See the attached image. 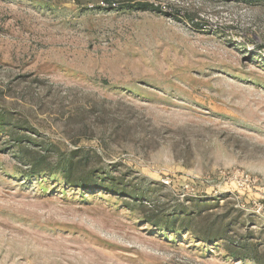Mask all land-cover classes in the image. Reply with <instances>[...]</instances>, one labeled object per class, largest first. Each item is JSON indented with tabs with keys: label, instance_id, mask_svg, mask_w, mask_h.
<instances>
[{
	"label": "rangeland",
	"instance_id": "374dc122",
	"mask_svg": "<svg viewBox=\"0 0 264 264\" xmlns=\"http://www.w3.org/2000/svg\"><path fill=\"white\" fill-rule=\"evenodd\" d=\"M0 119V264H264V0H0Z\"/></svg>",
	"mask_w": 264,
	"mask_h": 264
},
{
	"label": "trees",
	"instance_id": "16d2710c",
	"mask_svg": "<svg viewBox=\"0 0 264 264\" xmlns=\"http://www.w3.org/2000/svg\"><path fill=\"white\" fill-rule=\"evenodd\" d=\"M2 124V125H1ZM16 125H13L9 120L6 119H0V128L2 129V131H4L6 133V136L12 137L13 139L17 138V134L18 131L16 129H19V127H15ZM16 128V129H15ZM20 149V146L18 147ZM23 158V159H22ZM21 160H23L27 165L30 166L31 170H39V166H40V161L38 158L35 157H31V155L27 152H24L23 155H21ZM83 159H74L73 157H68L65 159L64 162V167L62 170V174L65 177H68L70 175H74V176H78L79 179H77V182L74 183L76 186L78 187H82V188H92L94 186H98V187H104L103 182L101 181H91L90 177L92 176L91 174H88L85 172V174L81 175L78 174V169H79V164H81L82 166L85 165V163L83 162ZM77 170V171H76ZM76 172V173H75ZM78 174V175H76ZM112 188L115 192H121L120 189H117L116 187H109ZM110 190V189H109ZM135 196V195H134ZM136 197V196H135ZM142 208H145L146 206L144 204H141ZM152 218V217H151ZM185 223H183L184 225Z\"/></svg>",
	"mask_w": 264,
	"mask_h": 264
}]
</instances>
